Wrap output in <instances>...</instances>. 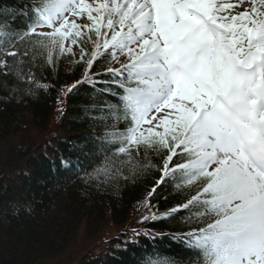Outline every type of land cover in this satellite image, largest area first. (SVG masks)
I'll return each mask as SVG.
<instances>
[{
  "label": "snow or ice",
  "instance_id": "snow-or-ice-1",
  "mask_svg": "<svg viewBox=\"0 0 264 264\" xmlns=\"http://www.w3.org/2000/svg\"><path fill=\"white\" fill-rule=\"evenodd\" d=\"M18 16L22 28L0 21V75L31 94L54 55H78L83 81L65 94L86 83L101 97L88 179L156 168L151 197L179 173L183 202L144 219L186 213L170 237L181 250L139 264H264V0H31ZM102 55L119 66L97 72Z\"/></svg>",
  "mask_w": 264,
  "mask_h": 264
},
{
  "label": "trees",
  "instance_id": "trees-1",
  "mask_svg": "<svg viewBox=\"0 0 264 264\" xmlns=\"http://www.w3.org/2000/svg\"><path fill=\"white\" fill-rule=\"evenodd\" d=\"M30 2L0 0V21L16 15L13 27L22 28L18 12ZM53 59L54 71L39 72L46 90L29 94L25 84L0 75V264H139L145 250L180 252L170 237L186 230V213L144 219L183 202L179 173L151 197L161 177L156 168L135 179H88L98 155L94 137L105 130L91 110L101 97L86 83L65 94L67 85L83 81L86 64L67 53ZM109 64L116 67L102 55L92 67L103 73Z\"/></svg>",
  "mask_w": 264,
  "mask_h": 264
},
{
  "label": "rangeland",
  "instance_id": "rangeland-1",
  "mask_svg": "<svg viewBox=\"0 0 264 264\" xmlns=\"http://www.w3.org/2000/svg\"><path fill=\"white\" fill-rule=\"evenodd\" d=\"M89 2H90V0H89ZM70 19H71V17H70ZM77 22L79 23L80 21L77 20ZM44 30H45V31H48V29H44ZM75 51H77V50L75 49ZM145 176H146V175L143 174V177H145ZM141 177H142V176H141ZM95 185H96V184H95ZM107 185H108V184L104 185V188L107 187Z\"/></svg>",
  "mask_w": 264,
  "mask_h": 264
}]
</instances>
